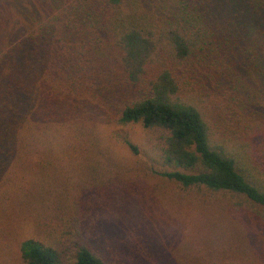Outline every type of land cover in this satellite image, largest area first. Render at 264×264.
I'll return each instance as SVG.
<instances>
[{
    "label": "trees",
    "instance_id": "obj_1",
    "mask_svg": "<svg viewBox=\"0 0 264 264\" xmlns=\"http://www.w3.org/2000/svg\"><path fill=\"white\" fill-rule=\"evenodd\" d=\"M138 174L188 216L174 264H264V0H0V264H108Z\"/></svg>",
    "mask_w": 264,
    "mask_h": 264
},
{
    "label": "rangeland",
    "instance_id": "obj_2",
    "mask_svg": "<svg viewBox=\"0 0 264 264\" xmlns=\"http://www.w3.org/2000/svg\"><path fill=\"white\" fill-rule=\"evenodd\" d=\"M250 113L254 114L253 111ZM107 128L124 170L133 165L134 172H152L148 168L143 170L144 162L149 160L146 156L149 144L140 124L111 125ZM125 138L138 146L137 155L125 145ZM129 184L128 187L132 188L129 202L121 206L118 195V204L105 206L100 213L101 220L97 222L99 227L95 232L101 242L100 251L108 264H174L173 255L176 253L173 243L178 237L181 239L191 233L188 216L162 200L158 193L150 195V187L143 176L134 175L133 182ZM246 257L234 259L230 264H248L250 260ZM64 264H74L72 253Z\"/></svg>",
    "mask_w": 264,
    "mask_h": 264
}]
</instances>
